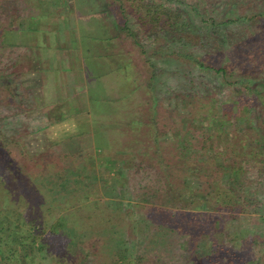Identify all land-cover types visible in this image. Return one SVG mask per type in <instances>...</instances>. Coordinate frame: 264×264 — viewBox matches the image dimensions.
Segmentation results:
<instances>
[{"label":"trees","instance_id":"16d2710c","mask_svg":"<svg viewBox=\"0 0 264 264\" xmlns=\"http://www.w3.org/2000/svg\"><path fill=\"white\" fill-rule=\"evenodd\" d=\"M27 1L30 0H0V29H14L9 27L8 23L12 3L16 5ZM205 1L197 0L196 7L192 5L191 9H187L175 6L173 0H126V3L125 0H114L119 4L120 11L126 19H129L127 14L132 9L130 12L136 16V20L144 27L149 26V30L156 35L154 37L159 45L153 51L156 54L160 49L168 65L172 64L175 57L184 54L186 59L201 71H214L227 77L230 72L227 66L207 65L205 59L211 56L212 50L217 47L223 46V49L231 47L226 41L222 42L223 35L217 33L219 25L233 24L237 29L238 26L244 29L246 22L243 21L242 15L229 17L226 21L223 20V23L219 22L210 14L211 8L206 6L207 20L211 23L206 28L202 26V31L196 33L199 25H195L192 13L202 7V2L207 4ZM14 12L17 13V9ZM202 20L205 22V18ZM123 28L138 42L127 20ZM3 36L0 33V86L5 87L10 96L8 101H13L11 104L15 102L20 104L8 106L5 99L0 96V117L7 118L26 111L22 109L23 101L17 99L22 92H18L19 89L12 84L11 76L15 72L4 70L1 66L4 62L3 53L12 47L3 41ZM198 37L199 43L196 44ZM150 65L154 67L155 62ZM189 75L191 77L195 74L188 72L185 77L190 78ZM242 81L247 93L242 91L240 95H236L234 100L236 103L230 107L233 108L232 111L236 110L240 114L241 119L234 116L226 120L222 118L219 126L212 130L203 127L190 139L187 136L192 134V128L184 129L186 136L179 134L181 139L177 145V157L165 167L166 177L171 181L154 184L149 177L137 180L133 191L137 192L138 196L134 197L128 192L129 200L139 199L141 189H144L153 190L150 194L153 197V204L162 201L161 206L141 203V215L126 211V206L131 202L129 204L113 198L115 193H112L113 189L109 186L103 187L106 195L104 198L95 199L92 196L95 190H89L88 185L83 183V175L79 177L82 171L78 172V178L72 182L70 171L73 172V168H65L63 171L45 164V156H30L20 140L3 137L4 131L0 128V177L6 182L0 185V192L4 195V199L0 201V262L8 264L19 261L24 264L20 248L21 245L25 246V242H29L52 264H60L57 262H61L62 254L66 250L64 247L72 241L68 231L70 225L78 224L80 230L82 227L81 221V224L73 223L72 213L82 217L80 214L84 212V218L89 219V214L105 218V222H100L101 229L116 226L120 228L124 225L132 237L134 224L138 219L142 220L139 237L130 241L132 247L123 246L121 237L115 239L116 244L109 243L103 236L98 237L102 248L99 249L96 245V250L91 253V260H85L87 264H150L147 261L154 259L155 254L158 260L165 264H264V95L259 94L253 87L254 81L251 79ZM250 94L255 95L257 100L261 99L258 102L263 117L260 115L252 117L256 106L253 105ZM222 100L220 97L216 101L218 108L226 107ZM225 111L223 110L224 113ZM214 113L209 117V125L219 116L218 110ZM226 133H229V139L224 138ZM147 148L149 151L147 155H150L152 160L157 159L159 150L153 149L152 145ZM152 149L155 150L153 154ZM20 158L22 166L19 164ZM152 160L148 157L147 165ZM143 162L144 159L140 161L136 159L133 167L123 173V176L127 177V183L133 181L132 173L136 172L137 168L145 167ZM191 174L199 179L197 191L201 192V200L178 206L179 203L174 201L178 199L181 202L185 191L189 189L187 180ZM173 180H179V183L172 184ZM176 185L179 186L178 189ZM148 198L140 199L144 201ZM87 204L90 206L88 211ZM85 220L86 228L82 230L88 228V222ZM12 221L28 228L25 230L27 233L23 234L24 242H21L23 244L14 241L16 231L12 227ZM188 223L191 225L188 226ZM66 228L67 232L63 234ZM101 229H94L92 233L97 235ZM172 235L178 236L181 240L176 238L174 242H164V239L167 240ZM220 237H223L222 241L219 240ZM127 240L123 239L124 242ZM50 242L60 247L55 246L54 250L45 249ZM25 251L24 258L32 256L28 249Z\"/></svg>","mask_w":264,"mask_h":264},{"label":"rangeland","instance_id":"374dc122","mask_svg":"<svg viewBox=\"0 0 264 264\" xmlns=\"http://www.w3.org/2000/svg\"><path fill=\"white\" fill-rule=\"evenodd\" d=\"M71 1L73 5L78 4L82 15H87L88 12L82 10L86 5L85 0ZM106 1L109 6L110 16L113 15L119 21L121 30L119 33L120 44L117 41L111 40L109 44H103V47L106 53L112 54L109 56L111 62L113 59H115L117 65L119 62L121 64V61L122 63L125 62V67H122V72H119V69H115V71L110 70L104 74L103 65L99 69L92 70L93 73L96 71L97 75L103 72V75H101L104 76V82L108 83V92L111 84L115 85L119 90L117 93L120 92L119 115L122 119L121 129L118 131V134H114L112 140L108 141L110 144L108 148H103L102 144H104L105 139L101 141L94 140L92 135L70 137L57 142L53 141L54 143L44 139L45 136L42 134V130L49 127L50 124L43 123L39 115L32 112L35 109L36 101L39 102L38 96L42 95L39 91H34L30 88V85L35 86L33 85L31 74L33 71L31 66L32 61L28 58H21L18 60L15 46H12L5 54L3 53V58H1L4 59V62L1 66L4 70L8 69V71L13 70L15 72L14 75L11 76L13 81L12 84L17 90L19 89L18 92H22L17 99L23 101L21 102L23 105L22 109L26 112L12 115L7 118L0 117V128L4 131L2 132L3 137H8L16 141L20 140V143L24 145L30 156H45L44 158H46V161L44 160V163L53 165L51 167L54 168L57 167L62 170L65 168H73V172L70 171L73 179L72 182L78 178V172L82 171L79 177L83 175V183L85 182L86 185H88L87 187L89 190H95L92 194L95 199L104 198L106 195L103 187L109 186L113 189L112 193H115L113 198L121 199V201H126L129 204L131 202L130 205L126 206V211L137 212L141 215V203L161 206L162 201L159 200L158 204H153V197L150 196L153 190L146 191L141 189L142 194L140 198L149 197L144 201L140 198L129 200L128 192L136 197L137 192L133 191L135 188L134 185L137 184V180L140 178L149 177L154 184L166 182L168 180L171 181V179H167L166 177L167 170L165 171V167L171 160L176 159L177 145L178 141L181 139L179 134L186 136L184 129L187 130L192 128V134L187 136L190 139V137L198 133L197 130L203 127L212 130V128L219 126L222 118L226 120L228 117L234 116L235 118L241 119L240 114L237 113L236 110L232 111L233 108L230 109V107L233 106L232 104L236 103V101H234L236 95H240L242 91L247 93V88L243 85L244 82L242 79H251L254 81L253 87L257 89L259 94L264 95V0H206L205 2H207V4L202 2V7L192 13L195 25H199L200 27H197L196 33L202 31V26L206 28V26L211 23L210 20H207L208 15L205 11L206 6L211 8L210 14L219 22L223 20L226 21L229 17L243 16L242 19L246 22V27L244 29H240L241 27L239 26L237 29L233 24L219 25L217 33L223 35L221 36L222 39H224L222 42L226 41L228 45L231 44V47L225 49H223V46L217 47L212 50V55L205 59L207 65L227 66L230 71L227 77H223L221 74H217L214 71H201L189 62L184 54L183 56L180 54V56L175 57L172 64L168 65L166 57L163 56L160 49L156 51V54L153 51L157 49L159 45L157 44L158 40L154 37L155 34L149 30V26H142V24L136 20V16L130 12L132 9H130L127 14L129 19H126L124 15H122L120 6L117 2H114V0ZM173 1L175 6L191 9L190 6L192 5L196 7L195 3L197 0ZM12 5L13 6L10 8L11 13L8 17L9 24L11 16L13 19L17 16V13L14 11L17 9L18 4L14 5L12 3ZM125 6L127 7L128 4H125ZM203 18H205V22L202 20ZM126 20L135 32L138 42L134 36L129 35L127 30L123 28ZM12 23L13 25L9 27L16 29V20H13ZM236 23L238 24V22ZM9 29L10 28L0 29V33L5 35L6 31ZM110 30L111 26L109 25L103 32L105 35H109L111 32ZM229 38L232 39V41ZM9 39L13 38L9 36ZM100 39H103V35L100 36ZM82 40L85 42V39ZM196 41V44L199 43V37ZM161 45H163L162 40ZM84 46L87 45L84 43ZM119 47H121L120 51L127 55V61L122 60L124 57H122L123 55L119 52ZM187 48L189 50L188 45ZM37 51L38 53H42L40 56L47 60L48 67H44L42 70H45V73H47L46 86L49 89V94L54 92L58 96L60 94V89L58 87L60 86L57 85V78L61 77L65 80L66 78H64L63 75L67 74L71 69L65 64L63 67V63L58 62L56 59H51L48 53L49 51L44 49H37ZM153 62H155L154 67L150 65V63L153 64ZM108 65L106 60L107 68ZM110 66H112V63H110ZM47 68L49 70H47ZM60 68L61 70L58 72ZM89 72L90 71H88V75H90ZM113 72L115 73L113 74ZM188 72L195 75L191 77L189 75L190 78L185 77V74ZM69 75L70 74L66 75L68 80L70 79ZM46 78L43 79V81H45ZM27 79L28 81L26 83ZM94 88L95 86H92V91L89 92V97H91L87 107H90V112L93 111L92 117L94 118V122H96V120H98L97 116L103 107H101V109L99 108L101 105L99 99L100 91ZM110 91H112V89H110ZM0 96L5 99L8 106L13 103V101H8L10 96L4 86H0ZM81 96L85 98V96H88V93L85 92V95L83 93ZM220 97L223 98L222 101L226 104V109L221 106L219 108L217 107L216 101ZM250 98H252L253 105L256 106V110L255 108L253 109L252 117H258V115L263 117V114L260 113L262 110L259 108V99H255V95L253 94L252 96L250 94ZM11 105L14 107V105L20 104L15 102ZM113 106L112 109L118 113L116 111L119 107L118 104ZM216 110H218L219 116L209 125V117H212ZM223 110L228 112L225 111L224 113ZM199 112L200 114L196 116ZM152 116L155 121H153L154 119ZM194 116H196V118ZM94 126L96 125L93 124V128ZM228 131L231 132V130ZM246 133L248 132L246 131ZM112 137L113 134L110 135V138ZM224 138L229 139V133H226ZM47 144L50 146H47ZM149 145L154 146L153 149L159 150V156L155 160H152L151 156L147 155L149 152L147 147ZM153 149L151 154L155 152ZM148 157L152 160L149 165L146 163ZM136 159L139 161L144 159L145 162L143 163L145 167L142 169L137 168L136 172L132 173L134 175L133 181L127 183V177H124L123 173H125L128 168L133 167ZM18 160L20 161V166H22L23 162L21 158ZM74 175L76 177H74ZM197 180H199L198 177L191 174L187 180L189 189L185 191L181 202L177 199L174 203L178 202V206H181L183 204L186 205L185 203L200 201L202 196H200L201 192L197 191ZM178 181L179 180H173L172 184H178ZM1 183L6 182L0 177V185ZM175 187L178 189L179 186L176 185ZM175 191L174 188V192ZM174 192L172 193L174 194ZM99 195L102 196L99 197ZM3 196V193L0 192V201L4 199ZM149 199L151 200L149 201ZM170 206L173 207L171 203ZM89 207L90 206L87 204V211ZM83 213L84 212L80 214L82 217H77L76 213H72L75 221H73V223H80L81 221L82 224H80L82 227L80 230L78 224L70 225L68 231L70 232L72 241L71 243H67L66 247H64L66 250L62 254L63 257L61 262L58 261L57 263L87 264L85 260H91V253L96 250V245L99 249L102 248V245L98 242L100 241L98 237L101 236L105 237L111 244H116L115 239L118 237L120 239L121 237L123 246L128 245L132 247V243L130 244L131 239L133 240L139 237V233L142 229V220L138 219V222L134 224L133 230L135 232L133 231V237L124 225H122V227L124 226L123 230H121L122 227L118 228V226L113 228L106 227L107 229L103 230L100 228V222H105V218L101 215L89 214L90 218L88 219L85 217V220ZM62 214L63 212H61L60 215ZM67 217L68 216L65 218L67 219ZM84 220L88 222V228L82 230V228H86L84 227ZM12 223V227L16 231L14 235L15 243L24 242L22 241L23 234L27 233L25 230L28 228L19 226V222L16 221H12ZM190 225L191 224L188 223V226ZM94 229L101 230L95 235L92 233ZM108 229L111 230L109 231ZM66 230L67 228L64 230L63 234L67 232ZM82 233H84V235ZM176 238L181 240L178 236L172 235L171 238L167 240L164 239V242H174ZM123 239H125V241L128 240L124 242ZM222 239L223 237H220L219 240L222 241ZM24 244L25 246L21 245L20 248L21 258L24 264H52V262L45 259L44 254L32 246L31 243L25 242ZM55 246L60 247L58 244L54 245L53 242H50L45 249L54 250L53 247ZM26 249L29 250L28 253H30V256L32 255L31 257H23ZM155 255L154 259H148L147 262L150 264H165L161 260H158V256ZM0 264L4 263L0 262ZM8 264H22V262L20 263L18 261Z\"/></svg>","mask_w":264,"mask_h":264},{"label":"crops","instance_id":"0c3cea01","mask_svg":"<svg viewBox=\"0 0 264 264\" xmlns=\"http://www.w3.org/2000/svg\"><path fill=\"white\" fill-rule=\"evenodd\" d=\"M71 0H30L19 3L17 6L16 29L6 31L3 41L8 45L15 46L17 59L28 58L32 61V82L30 88L39 91L42 95L39 102L36 101L34 114L39 115L43 123L50 124L42 130V134L51 143L64 140L70 137L92 135L94 140L105 139L103 148H108V141L114 138L121 129L120 117V92L115 85L111 84L108 90V83L104 82V74L110 70L125 67V62L117 65L115 59H110L109 53L103 44H109L111 40L120 44L119 33L121 24L109 14V6L106 0H85L83 11L88 12L82 15L78 4L73 5ZM13 17L10 24L13 25ZM111 26L109 35H105L103 30ZM103 35V39L100 36ZM11 36L13 39H9ZM82 39H85L83 42ZM84 43L87 46H84ZM90 44V45H89ZM37 49L49 51L51 59L68 66L71 71L63 75L65 80L57 78V85L60 94L52 92L49 94L47 85V73L44 67L47 60L40 56ZM119 52L127 59V55ZM126 57V58H125ZM106 60L108 68L106 67ZM127 61V60H126ZM102 63V64H101ZM112 63V66H110ZM103 65V72L99 75L93 69H99ZM61 67V68H63ZM112 67V68H111ZM58 69V72L61 70ZM107 68V70H106ZM47 70H49L47 68ZM88 71L90 75H88ZM81 73V74H80ZM115 72H113L114 74ZM69 75V80L66 75ZM38 78V79H35ZM43 81V79H45ZM29 79V78H28ZM26 80V83L28 81ZM99 90L100 110L98 120L94 122L88 102H90L89 92ZM112 89V91H110ZM85 92L88 96L83 98ZM87 102V104H86ZM118 104L116 113L112 106ZM115 107V106H113ZM31 113V112H30ZM32 116V115H29ZM94 122V123H93ZM93 124L96 125L93 128ZM113 137L110 138V135ZM54 141V142H53ZM47 146H50L47 144Z\"/></svg>","mask_w":264,"mask_h":264}]
</instances>
